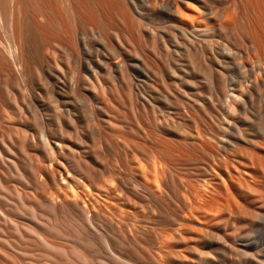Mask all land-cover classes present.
<instances>
[{
  "label": "bare ground",
  "instance_id": "1",
  "mask_svg": "<svg viewBox=\"0 0 264 264\" xmlns=\"http://www.w3.org/2000/svg\"><path fill=\"white\" fill-rule=\"evenodd\" d=\"M230 9L241 10L237 24ZM53 44L64 48L56 68L44 55ZM70 60V81H63L57 62ZM34 75L52 79L63 98L81 92L79 75L92 77L90 85L120 81L152 134L160 136L161 124L181 149L206 154L189 185L188 210L169 228L156 226L163 178L154 164L128 180L139 195L142 264H264V0H0V88L22 115L30 103L21 95L17 103L12 85L28 96ZM62 103L52 128L38 126L32 140L68 158L74 149L61 120L69 126L76 111L68 98ZM89 106L100 127L101 106ZM10 140L0 147L11 157ZM73 163L71 179H94V166Z\"/></svg>",
  "mask_w": 264,
  "mask_h": 264
},
{
  "label": "rangeland",
  "instance_id": "2",
  "mask_svg": "<svg viewBox=\"0 0 264 264\" xmlns=\"http://www.w3.org/2000/svg\"><path fill=\"white\" fill-rule=\"evenodd\" d=\"M230 11L237 24L241 10ZM51 50L49 55L45 50L44 55L51 67L56 68L54 61L64 48L53 44ZM57 64L64 70L61 80L69 82L74 68L72 60ZM89 79L93 80L90 76ZM104 79L103 86L94 82L90 85L92 80L79 75L81 92L67 97L76 111L69 126L65 123L67 117L61 114L62 127L69 133L66 135L74 149V157L68 158L54 148L46 151L32 140L37 137L38 126L52 128L57 109L67 99L53 80L34 75L28 96L26 91L21 94L16 86L14 89L13 83L15 101H22L21 95L30 103L31 110L23 108L24 115L18 112V105L15 108L4 98L0 88V140L6 137L11 139L7 143H13L11 157L0 147V153L10 157L0 154V264H142L141 256L146 254L138 220L139 195L129 182L140 178L142 166L154 164L165 181L161 180L157 228L171 227L173 218L187 212L189 185L197 177L195 173L200 166L197 161H202L206 154L181 149L179 138H171V132L161 124L157 131L160 136L152 134L147 116L141 108H132L123 83ZM39 91L42 97H34V92ZM91 102L102 108L98 109L104 119L100 127L89 119ZM210 139L215 143V138ZM160 143L163 144L159 146ZM171 146L175 147L172 153ZM63 150L68 153L65 147ZM48 151L54 160H49ZM80 157L95 167L92 181L82 176L80 180L71 179L77 171L73 161L79 166L88 165ZM187 160L194 162L188 165ZM49 170L58 175L56 180L49 177ZM87 215L92 223L86 219ZM147 238L151 242L152 233L148 232Z\"/></svg>",
  "mask_w": 264,
  "mask_h": 264
}]
</instances>
